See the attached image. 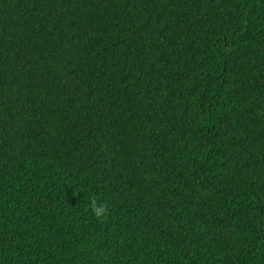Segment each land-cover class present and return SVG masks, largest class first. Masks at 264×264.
Segmentation results:
<instances>
[{"label":"trees","instance_id":"1","mask_svg":"<svg viewBox=\"0 0 264 264\" xmlns=\"http://www.w3.org/2000/svg\"><path fill=\"white\" fill-rule=\"evenodd\" d=\"M0 264H264V0H0Z\"/></svg>","mask_w":264,"mask_h":264},{"label":"clouds","instance_id":"2","mask_svg":"<svg viewBox=\"0 0 264 264\" xmlns=\"http://www.w3.org/2000/svg\"><path fill=\"white\" fill-rule=\"evenodd\" d=\"M89 208L91 210L92 215L98 221H102L103 219H105L108 212V208L103 202H98L95 198H91Z\"/></svg>","mask_w":264,"mask_h":264}]
</instances>
